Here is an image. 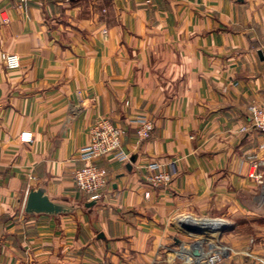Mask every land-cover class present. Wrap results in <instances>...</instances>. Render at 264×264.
I'll return each instance as SVG.
<instances>
[{
  "label": "crops",
  "instance_id": "0c3cea01",
  "mask_svg": "<svg viewBox=\"0 0 264 264\" xmlns=\"http://www.w3.org/2000/svg\"><path fill=\"white\" fill-rule=\"evenodd\" d=\"M261 97L264 0H0V264H178L192 217L226 226L221 264H264ZM100 118L129 159L99 161L92 201L74 178ZM152 163L169 184L151 186ZM38 188L72 211L28 215Z\"/></svg>",
  "mask_w": 264,
  "mask_h": 264
},
{
  "label": "built area",
  "instance_id": "2783aa9c",
  "mask_svg": "<svg viewBox=\"0 0 264 264\" xmlns=\"http://www.w3.org/2000/svg\"><path fill=\"white\" fill-rule=\"evenodd\" d=\"M30 1L20 0L22 4ZM5 65L9 70H18L21 67V59L17 54H7ZM249 114L252 129L264 134V97L251 103ZM135 124L137 138L140 141L148 140L154 130L153 122L141 116L135 120ZM125 132L126 130L107 118L98 119L90 129L89 143L81 150L84 164L76 171L74 182L77 189L92 201H99L108 186V170L100 166L99 161L108 157L117 161L129 159V155L123 149ZM21 137L24 142L32 141L31 133H23ZM253 166L257 168L256 164ZM148 168L155 172L148 178L151 186L159 187L172 181L168 173L158 171L161 168L159 164L152 163ZM203 250L196 248L195 245L182 244L172 249L171 253L182 264H219L226 255L224 246H215L209 253Z\"/></svg>",
  "mask_w": 264,
  "mask_h": 264
},
{
  "label": "water",
  "instance_id": "95a60500",
  "mask_svg": "<svg viewBox=\"0 0 264 264\" xmlns=\"http://www.w3.org/2000/svg\"><path fill=\"white\" fill-rule=\"evenodd\" d=\"M94 203L95 202H91L90 204H87V206H92ZM70 211H72V208H70L69 206L51 201L50 198L46 195L45 189L43 188L31 190L25 206V212L28 215L46 214L51 216H58ZM182 229L185 233L190 232L199 234L202 232L201 229L195 228L186 223L182 224Z\"/></svg>",
  "mask_w": 264,
  "mask_h": 264
},
{
  "label": "rangeland",
  "instance_id": "374dc122",
  "mask_svg": "<svg viewBox=\"0 0 264 264\" xmlns=\"http://www.w3.org/2000/svg\"><path fill=\"white\" fill-rule=\"evenodd\" d=\"M191 219H196L198 221L203 220L204 226H203V229H201L202 232L199 234L190 233V232L186 233L185 238H183L181 240V242L177 244V246H180L182 244L195 245L196 248H198L200 250L204 249L203 251L208 252V253L215 246H224L225 250H226V255H225L224 259L222 260V262L225 261L226 259H228V257L230 256V250L226 249L227 247L221 241V236L223 234V231H225L226 226H224V224H223V226L221 228L211 230V229L205 228L206 226H208L207 220H212V221H219V220H215L212 218H194V217H192ZM219 222H221V221H219ZM184 223L188 224V221L187 222L184 221ZM170 254H171V258H174L173 260L176 263L182 264V262L180 260L176 259L172 255V253H170ZM222 262H220L219 264H221Z\"/></svg>",
  "mask_w": 264,
  "mask_h": 264
},
{
  "label": "bare ground",
  "instance_id": "6f19581e",
  "mask_svg": "<svg viewBox=\"0 0 264 264\" xmlns=\"http://www.w3.org/2000/svg\"><path fill=\"white\" fill-rule=\"evenodd\" d=\"M185 221L186 222L188 221V225H190V226H193V227L198 228V229H203L204 224L202 222L201 223H198V222L191 223L190 220H185ZM217 227H218V225H215L213 222H208V226H206L205 228L214 230V229H217Z\"/></svg>",
  "mask_w": 264,
  "mask_h": 264
}]
</instances>
